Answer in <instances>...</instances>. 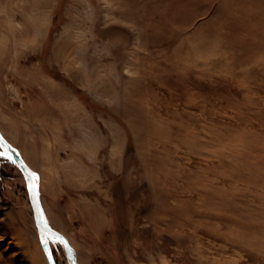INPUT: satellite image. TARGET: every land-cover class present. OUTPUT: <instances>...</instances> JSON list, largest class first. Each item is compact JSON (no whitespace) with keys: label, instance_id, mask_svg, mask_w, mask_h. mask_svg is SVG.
Wrapping results in <instances>:
<instances>
[{"label":"rangeland","instance_id":"obj_1","mask_svg":"<svg viewBox=\"0 0 264 264\" xmlns=\"http://www.w3.org/2000/svg\"><path fill=\"white\" fill-rule=\"evenodd\" d=\"M263 7L0 0V133L77 264H264ZM3 154L0 264H49Z\"/></svg>","mask_w":264,"mask_h":264},{"label":"water","instance_id":"obj_2","mask_svg":"<svg viewBox=\"0 0 264 264\" xmlns=\"http://www.w3.org/2000/svg\"><path fill=\"white\" fill-rule=\"evenodd\" d=\"M0 147L5 151L4 158L15 164L22 172L27 188L28 198L33 212L34 221L40 231L44 234L43 250L49 264H54L47 250V238L54 237L62 241L68 264H77L74 248L69 244L67 238L58 230L52 228L44 219L39 197L35 186L32 170L29 168L19 151L0 133Z\"/></svg>","mask_w":264,"mask_h":264},{"label":"bare ground","instance_id":"obj_3","mask_svg":"<svg viewBox=\"0 0 264 264\" xmlns=\"http://www.w3.org/2000/svg\"><path fill=\"white\" fill-rule=\"evenodd\" d=\"M256 1H258V0H256ZM259 1H260V0H259ZM262 2H263V1H262ZM249 5L253 7V10H254V8H255V9H258V8L256 7V5L253 4V3H249ZM262 6H263V5H262ZM244 10H245V9H244ZM261 10H262V11H259V12H261V14L264 13V7H263ZM241 11H242V10H241ZM242 13H244V12H242ZM247 15H248V13H247ZM262 15H263V14H262ZM252 16H253L254 18L257 17V15H252ZM147 18H148V17H147ZM249 21H250V20H249ZM213 36H214V35H213ZM212 38H213V37H212ZM194 39H195V38H194ZM206 39H207V38H206Z\"/></svg>","mask_w":264,"mask_h":264}]
</instances>
